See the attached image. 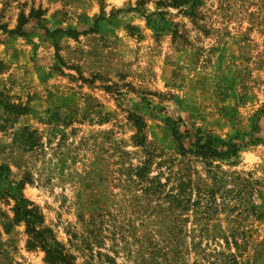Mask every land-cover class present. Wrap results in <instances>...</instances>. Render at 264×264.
Wrapping results in <instances>:
<instances>
[{
  "label": "rangeland",
  "instance_id": "rangeland-1",
  "mask_svg": "<svg viewBox=\"0 0 264 264\" xmlns=\"http://www.w3.org/2000/svg\"><path fill=\"white\" fill-rule=\"evenodd\" d=\"M173 1L0 0V264H62L19 194L73 264H264V0Z\"/></svg>",
  "mask_w": 264,
  "mask_h": 264
},
{
  "label": "trees",
  "instance_id": "trees-1",
  "mask_svg": "<svg viewBox=\"0 0 264 264\" xmlns=\"http://www.w3.org/2000/svg\"><path fill=\"white\" fill-rule=\"evenodd\" d=\"M188 0H175L169 6L171 8H180L183 5L187 4ZM2 29L8 31L7 28L1 26ZM23 29V25L19 27L18 30L11 31L10 34H16L17 32ZM136 124L140 131L143 129V124L140 118H136ZM208 141L204 145H197L198 152L197 154L201 155L204 158H216L220 157L221 154L218 153V150L213 148ZM178 193L173 196L174 204L177 207L182 205L187 206V208L196 207L204 199L205 195L199 192V201L193 202L190 192L186 190V184L181 182L178 185ZM204 197V198H203ZM16 207L14 209L16 218L19 221H23L26 225V232L29 236L28 247L29 248H41L47 255V259L53 263H62V264H73L71 258H68L62 251V247L54 238H51L50 231L41 229L44 219L40 214L38 208L34 207V204L26 200L22 194H19L15 197ZM208 201V200H207ZM209 209V207H206ZM229 264H237L235 258L231 255L228 257Z\"/></svg>",
  "mask_w": 264,
  "mask_h": 264
}]
</instances>
